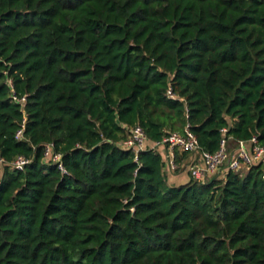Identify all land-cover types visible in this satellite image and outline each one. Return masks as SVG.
Wrapping results in <instances>:
<instances>
[{
  "label": "trees",
  "instance_id": "16d2710c",
  "mask_svg": "<svg viewBox=\"0 0 264 264\" xmlns=\"http://www.w3.org/2000/svg\"><path fill=\"white\" fill-rule=\"evenodd\" d=\"M135 124L264 147V0H0V264H264L263 164L173 185Z\"/></svg>",
  "mask_w": 264,
  "mask_h": 264
},
{
  "label": "built area",
  "instance_id": "2783aa9c",
  "mask_svg": "<svg viewBox=\"0 0 264 264\" xmlns=\"http://www.w3.org/2000/svg\"><path fill=\"white\" fill-rule=\"evenodd\" d=\"M10 87L11 100L17 103L23 112V118L19 128L15 132L16 139L24 138V130L26 124L25 104L27 102V94H18L10 79L7 80ZM168 97H174L171 89L167 90ZM125 149L131 150L135 158L139 151L144 149L158 150L163 154V172H176L178 170L177 155L181 153H198V159H193L186 165V169L190 177L197 181H206L210 175L219 173L220 171L231 170L233 172L244 173L251 166L262 163L264 161V147L256 142V138L252 137L248 141H237V145L233 150L228 148L227 139L220 141L219 147L214 152H208L198 144V141L186 125L183 132L167 131L161 140L155 141L147 146V136L143 128L139 124L132 125L128 128L124 139L119 141ZM43 156L46 161L56 163L62 173L66 170L61 161V154L54 151L52 143H47L43 149ZM29 160L24 156H17L10 162H7L0 156V177L5 164H9L11 168L21 170ZM264 180V170L262 173Z\"/></svg>",
  "mask_w": 264,
  "mask_h": 264
},
{
  "label": "crops",
  "instance_id": "0c3cea01",
  "mask_svg": "<svg viewBox=\"0 0 264 264\" xmlns=\"http://www.w3.org/2000/svg\"><path fill=\"white\" fill-rule=\"evenodd\" d=\"M227 144H228V148L230 150H233L237 145V141L233 140L231 137H228L227 138ZM193 159H196V160L198 159V153H193V154L181 153V154L177 155V162H178V167H179L178 170L176 172H173V173L172 172H164V174L167 176L170 184L179 185V184H183L189 180L190 174L186 169V165H187V163H189ZM262 164H263V170H264V161L262 162ZM223 170L217 174L210 175L208 177V179H211V178L222 179L224 177V171ZM244 172H245V170H244Z\"/></svg>",
  "mask_w": 264,
  "mask_h": 264
}]
</instances>
